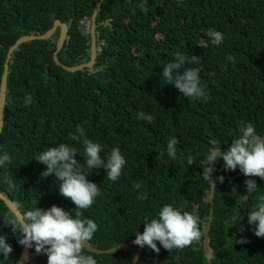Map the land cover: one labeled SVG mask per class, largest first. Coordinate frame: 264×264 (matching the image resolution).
Instances as JSON below:
<instances>
[{
    "label": "trees",
    "instance_id": "trees-1",
    "mask_svg": "<svg viewBox=\"0 0 264 264\" xmlns=\"http://www.w3.org/2000/svg\"><path fill=\"white\" fill-rule=\"evenodd\" d=\"M95 1L0 0V77L8 45L19 34L44 31L54 18L66 23L57 58L66 64L86 60ZM213 30L224 36L218 46L208 35ZM57 34L58 28L45 38L22 40L8 58L0 155L7 152L11 163L0 168L1 192L21 213L53 205L71 212L74 205L60 195V181L54 174L41 178L46 166L33 158L64 143L78 149V163L87 173L83 146L71 138L80 125L101 145L102 158L118 147L126 160L115 182L103 168L87 177L100 189L84 213L98 225L90 244L108 247L135 238L146 219L170 204L199 216V242L171 252L157 242L159 253L144 246L133 264H264V237L247 222V213L264 196V180L253 177L258 188L247 193L249 178L239 168L229 171L222 160L214 162L213 204L203 242L210 184L201 178L200 167L208 141L216 139L227 151L242 122L264 136V0H101L94 60L72 70L52 56ZM177 52L198 57L199 63L184 68L199 69L206 98H185L162 78V67ZM229 55L235 63L226 59ZM28 96L32 103L25 106ZM141 111L153 122L138 120ZM172 137L179 141L175 160L166 152ZM189 155L196 163L188 165ZM5 175L14 180V189L3 181ZM143 194L147 198L139 199ZM11 213L0 198V235L13 248L7 261L0 256V264H13L22 246L2 222ZM136 246L131 242L102 252L85 248L84 254L97 264H128ZM21 264H47V256L31 254Z\"/></svg>",
    "mask_w": 264,
    "mask_h": 264
},
{
    "label": "clouds",
    "instance_id": "clouds-1",
    "mask_svg": "<svg viewBox=\"0 0 264 264\" xmlns=\"http://www.w3.org/2000/svg\"><path fill=\"white\" fill-rule=\"evenodd\" d=\"M208 35L211 42L217 46L224 40L219 31H210ZM226 59L235 63L234 56L229 55ZM191 63H199L198 57L175 53L174 60L162 67V78L166 84H174L185 98H206L207 93L201 85L199 69L184 68V65ZM31 103L32 97H26L25 106ZM137 119L152 123L154 118L141 111L137 113ZM238 131L239 135L233 139L227 151H221V143L216 139L208 141L209 147L200 166L203 169L201 178L215 187L212 165L222 160L225 169L235 171L239 168L243 175L249 178L245 180V185L247 193H252L258 188L252 178L264 180V136L257 134L251 123L242 122ZM76 133L71 138L83 146L87 173L78 163V149L64 143L43 150L33 158L46 166V170L40 174L41 178L46 179L54 174L60 181L59 193L73 203L74 209L69 212L56 205L47 210L35 206L22 214L11 213L2 217L3 225L10 227L12 233L18 235V243L27 248L34 247L37 253L43 252L47 256V264H97L93 256L84 254L85 248L98 231L97 223L91 218H85L84 213L100 195L99 186L87 177L93 169L103 168L106 178L115 182L120 178L126 163L118 147L112 148L106 158H102L101 145L86 137L83 126L78 125ZM178 143V139L172 137L166 146L167 155L173 160L177 158ZM10 163L11 156L7 152L0 155V168ZM187 163H196V158L189 155ZM217 179L223 182L224 177L219 176ZM3 181L8 184L10 190L16 187L11 176L5 175ZM140 187L138 183L134 185L136 189ZM138 198L144 200L147 195L143 194ZM145 221L148 222L144 224L143 233L136 232V237L130 238L134 239L131 242L140 247L147 246L156 253L160 252L157 242L171 252L192 246L199 242L202 235L199 216L188 211L182 212L170 204L162 206L156 218ZM247 222L254 225L253 231L257 237H264V196H260L253 209L247 213ZM6 240L5 235H0V256L4 261L9 259L13 251ZM239 242L247 241L241 239Z\"/></svg>",
    "mask_w": 264,
    "mask_h": 264
},
{
    "label": "water",
    "instance_id": "water-1",
    "mask_svg": "<svg viewBox=\"0 0 264 264\" xmlns=\"http://www.w3.org/2000/svg\"><path fill=\"white\" fill-rule=\"evenodd\" d=\"M100 1L101 0H96L94 2L93 9H92V12L90 15V21L91 22H90L89 56L86 60H82V61H79L76 63L66 64V63L61 62L57 58V50L60 48V46L63 42V39L65 37V33H66V23L59 18H54L52 24L42 32H28V33L19 34L14 39V41L8 45L7 50H6V54H5V58L3 60V68H2L1 77H0V129L2 126V121H3V103H4V95H5V87H6L7 64H8V58L10 56L12 49L16 46V44L18 42H20L22 40L30 39L33 37L45 38V37L51 35L52 32H54L56 30V28H58V34H57V38H56V42H55V47L52 51V56L55 59V61L60 63L63 67H65L67 69H71V70L78 68V67H82L83 65H91L93 60H94V56H95V37H94L95 14L97 12ZM212 186L213 185L210 184V206H209L208 219L206 221L205 228L203 231V237H202L203 242H205V239H206L207 229L209 226V218L211 215L212 204H213ZM0 198L3 199L5 204L10 208V210L13 213L22 214L20 209L17 207V205L7 195H5L3 192H1V190H0ZM133 240L134 239L118 242V243L110 245L108 247H98L96 245L89 244V246L87 248L90 250H95L97 252L109 251V250L118 248L120 246L128 245ZM140 249H141L140 246H136L135 253H134L133 257L131 258V260L129 261L128 264H133L135 262L138 254H139ZM35 253H37L35 251V248H27L25 246H21L20 252H19L17 258L15 259V261L13 262V264H21L27 256H29L31 254H35ZM207 264H211V262L208 260Z\"/></svg>",
    "mask_w": 264,
    "mask_h": 264
},
{
    "label": "rangeland",
    "instance_id": "rangeland-1",
    "mask_svg": "<svg viewBox=\"0 0 264 264\" xmlns=\"http://www.w3.org/2000/svg\"><path fill=\"white\" fill-rule=\"evenodd\" d=\"M86 23L88 24V21H86Z\"/></svg>",
    "mask_w": 264,
    "mask_h": 264
},
{
    "label": "flooded vegetation",
    "instance_id": "flooded-vegetation-1",
    "mask_svg": "<svg viewBox=\"0 0 264 264\" xmlns=\"http://www.w3.org/2000/svg\"><path fill=\"white\" fill-rule=\"evenodd\" d=\"M57 29V28H56Z\"/></svg>",
    "mask_w": 264,
    "mask_h": 264
}]
</instances>
